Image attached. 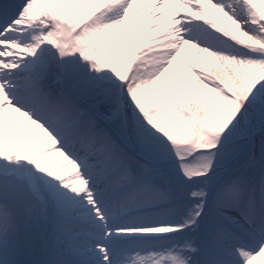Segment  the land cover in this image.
I'll list each match as a JSON object with an SVG mask.
<instances>
[{"label": "snow or ice", "instance_id": "obj_1", "mask_svg": "<svg viewBox=\"0 0 264 264\" xmlns=\"http://www.w3.org/2000/svg\"><path fill=\"white\" fill-rule=\"evenodd\" d=\"M0 264H264V0H0Z\"/></svg>", "mask_w": 264, "mask_h": 264}]
</instances>
